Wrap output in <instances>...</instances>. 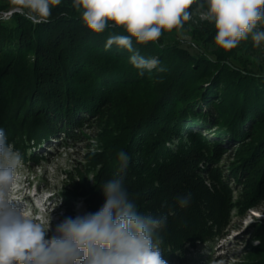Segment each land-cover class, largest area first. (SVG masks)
<instances>
[{
	"label": "trees",
	"instance_id": "1",
	"mask_svg": "<svg viewBox=\"0 0 264 264\" xmlns=\"http://www.w3.org/2000/svg\"><path fill=\"white\" fill-rule=\"evenodd\" d=\"M18 18L14 30L0 21V129L7 142L22 151L24 161L30 157L32 163H38L35 157L47 148L44 145L54 148L67 140H86L90 147L85 153L87 169L95 174L94 185L82 170L79 180L85 186L83 196L89 197L86 201L98 212L105 202L103 185L120 167L121 150L109 141L91 148L83 129L102 122V107L111 104L114 94L130 83L148 81L152 73L143 70L139 74L141 70L130 63L133 53L116 45L106 49L109 37L128 35L123 27L110 23L101 33L89 31L72 0H62L46 23L33 24L22 15ZM132 43L134 51L146 59L156 54L173 73L167 72L166 84L154 98L151 111L130 125L122 150L130 157L121 173L123 187L139 214L167 217L157 233L162 257L167 263H184L189 244L223 235L227 218L222 213L228 207L226 194H231L232 181L251 207L264 197V165L257 164L258 148L235 153L238 160L231 163L229 174L224 175L217 163L234 149L239 151L240 139L254 130L252 118L260 111L256 107L264 105V92L247 89L240 104L228 94L212 95V89L202 94L206 74L215 68L210 58L193 56L178 43L162 46L166 43L161 37L149 44H137L132 38ZM215 56L223 58L224 52ZM224 69V79L247 74L229 66ZM30 149L33 153L29 155ZM189 193V203L181 207L179 198ZM67 197L64 192L54 199L64 206L65 217L74 212ZM75 197L71 194V201ZM255 250L260 254L247 257L249 264H264V245Z\"/></svg>",
	"mask_w": 264,
	"mask_h": 264
},
{
	"label": "clouds",
	"instance_id": "2",
	"mask_svg": "<svg viewBox=\"0 0 264 264\" xmlns=\"http://www.w3.org/2000/svg\"><path fill=\"white\" fill-rule=\"evenodd\" d=\"M10 3L14 13L41 24L48 22L52 9L62 0ZM194 4L200 9L207 6L200 16L214 23V41L220 49L231 51L249 35L254 46L264 42V31L257 30L264 22V0H72L89 31L101 33L110 23L123 27L128 35L109 37L105 47L116 45L133 53L130 63L141 70L140 75L159 61L134 51L132 38L137 44H146L159 40L165 31L182 29L191 19L189 9ZM129 159L125 152L119 153L120 167L117 175L103 185L105 202L98 212L66 219L48 239L51 218L44 222L29 215L26 204L13 195L24 165L21 154L0 129V264H167L157 234L167 217L137 212L121 175ZM190 197L189 193L179 198L180 206H186Z\"/></svg>",
	"mask_w": 264,
	"mask_h": 264
},
{
	"label": "rangeland",
	"instance_id": "3",
	"mask_svg": "<svg viewBox=\"0 0 264 264\" xmlns=\"http://www.w3.org/2000/svg\"><path fill=\"white\" fill-rule=\"evenodd\" d=\"M202 2L203 0H201ZM12 9L10 0H0V21L14 30L19 20V14L14 13ZM206 10V5L200 9L194 4L189 9L191 19L185 22L182 29H174L171 32L165 31L162 34L163 43H166L162 46L178 43L181 48L188 50L193 56L205 55L213 61L215 68L206 74L208 80L206 83L204 82L202 94L212 89V95L220 98L222 93L228 94V97L240 104L241 99L245 98L244 96L247 94V89L254 93H263L264 42H261L258 47L254 46V41L249 35L248 39L241 41L231 51L220 49L214 41L216 35L214 23L201 19V11ZM257 30L264 31V22L258 24ZM124 51L127 50L124 49ZM220 52H224L223 58L216 59L215 54ZM169 55L171 57L173 54L170 53ZM151 58L158 60L157 55L153 53L149 55L148 59ZM225 66L233 68L234 72H247V74L236 78L235 75L233 77L231 74L234 79H230V77L224 79L226 75ZM161 68L164 70L161 71ZM171 70L159 61L158 65L150 70L152 77L148 81L130 83L131 85H126L124 90L116 91L117 93L110 101L111 104L108 107H102V122H93L91 126L87 125L83 129L91 148L99 142L109 141L111 147L112 143L115 142L117 143L116 150L122 151L130 125L132 126V123L138 119L137 117L145 116L151 111L154 98L162 92V88L166 84L167 72ZM211 99L210 95L207 100L211 101ZM255 106L257 104L254 105V108ZM256 108L260 111H257L258 113L254 114L252 118L254 130L246 133L244 138L240 139V150L234 149L233 153L225 154L221 161L217 162L224 175L225 173L229 174L231 163L238 160L235 153L238 155L247 154L258 148L257 164L259 167L264 165V105ZM100 132L101 134L96 136ZM209 133L215 135L214 132ZM9 144L13 146L14 150L19 151L22 157L24 167L21 170L20 179L22 182L20 187H24L23 195L40 194L46 203L50 202L53 203L52 206H55L54 209L47 210L48 220L51 218V223L46 238H52L56 234V227L66 219H75L77 216L96 213L92 210L90 201H86V198L89 199V197L83 196L85 186H81L82 179L79 180L82 177L80 173L82 170L83 175H87L86 172L89 173V182L94 185L95 174L87 169L89 160L85 153L90 147L86 140L80 139L76 142L67 140L63 145L54 148L44 145L43 147L47 148L42 151L39 150V155L35 157L38 163L30 162V157L24 161L22 151L14 144ZM31 145H33V141H31ZM47 151L50 152L48 156L45 155ZM32 153L33 149H30L29 155ZM41 159L44 160L40 161ZM30 166L34 168L28 169ZM206 184L210 188L212 187L209 179L206 180ZM229 186L232 191L231 194H226L228 207L222 213L227 218L222 229L223 235L216 236L210 242L198 239L195 244L187 246L189 257L184 260V263L171 262L167 264H249L251 260L247 257L251 255L255 257L260 254L255 253V248L260 247L261 249L264 245V197L260 201H256L257 206L251 207L250 201L246 200L245 193L238 189L235 181H232ZM64 192L68 193V204L74 206V212L68 217L63 215L64 206L59 203L54 204V199L57 196H62ZM73 193L76 197L71 201V194L73 195ZM21 195L17 194L16 196L20 199ZM213 216L217 217V214H213Z\"/></svg>",
	"mask_w": 264,
	"mask_h": 264
}]
</instances>
